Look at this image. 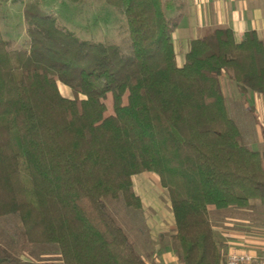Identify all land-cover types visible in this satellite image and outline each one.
Segmentation results:
<instances>
[{
  "label": "trees",
  "instance_id": "trees-1",
  "mask_svg": "<svg viewBox=\"0 0 264 264\" xmlns=\"http://www.w3.org/2000/svg\"><path fill=\"white\" fill-rule=\"evenodd\" d=\"M105 1L124 15L127 55L78 38L35 1L23 5L27 47L9 48L0 30V216L16 214L25 240L51 244L61 264H150L102 198L139 209L132 176L152 171L179 261L220 264L208 206L264 203V158L243 140L221 82L264 95V40L205 27L178 66L170 0ZM0 264L36 263L0 243Z\"/></svg>",
  "mask_w": 264,
  "mask_h": 264
},
{
  "label": "rangeland",
  "instance_id": "rangeland-1",
  "mask_svg": "<svg viewBox=\"0 0 264 264\" xmlns=\"http://www.w3.org/2000/svg\"><path fill=\"white\" fill-rule=\"evenodd\" d=\"M27 1H35L45 12L56 19L57 24L71 32L78 38L91 42L115 43L122 54L130 53V44L126 22L122 12L114 5L105 0H0V30L9 48H25L28 45L26 24L23 17V5ZM58 88L62 94L71 96L67 86L58 82ZM225 100L230 109V115L236 121L242 138L249 143L250 115L241 113L235 102V93L224 86ZM3 117H0V121ZM11 139L17 145V135L11 130ZM157 176V175H156ZM22 178L26 184L28 177L22 172ZM147 183L148 190L143 191V183ZM133 188L135 193H140L145 203L139 209L125 204L121 196H104L102 199L118 224L122 227L128 238L138 251V243L143 244L144 250L152 253L159 248L173 250L175 260L177 248L171 239L173 229L172 222L163 219V225L167 229L156 235L155 244L150 237V225L152 219L160 220L161 212L169 213L171 209L166 189H161L158 182H154L144 174L133 175ZM159 200V207L152 204V199ZM259 203V204H257ZM256 202L249 208L229 207L216 210L209 205V218L214 228V236L218 244L221 258L227 253L226 250L251 248L250 237L257 235L264 238V218L259 217V210L264 209V203ZM249 209V210H246ZM251 209V210H250ZM247 216L251 223L240 221V217ZM155 229V225H152ZM145 239V242L142 241ZM0 243L13 254L36 264H61L58 252L49 243H29L25 240L20 221L16 214L8 213L0 216ZM154 245V246H153ZM233 249V250H234ZM150 264H170L168 262L150 261Z\"/></svg>",
  "mask_w": 264,
  "mask_h": 264
},
{
  "label": "crops",
  "instance_id": "crops-1",
  "mask_svg": "<svg viewBox=\"0 0 264 264\" xmlns=\"http://www.w3.org/2000/svg\"><path fill=\"white\" fill-rule=\"evenodd\" d=\"M171 6L166 10V14L176 22L172 32L171 41L174 50L175 63L180 66L184 62L185 53L188 49L191 39L199 36L205 27H228L233 32V37L236 41L241 40L244 32L249 29L255 30L258 37L264 40V0H170ZM222 89L226 86L230 91L235 93V102L239 107L241 113L250 115L249 133L247 136L251 139L248 143L253 149L258 150L264 158V95L245 91L241 92L237 85L228 78H222ZM225 94V93H224ZM139 174V173H137ZM140 174L147 175L155 184L159 183L157 174L152 171H142ZM135 175V174H134ZM148 182L143 183V191L148 190ZM133 187V176H132ZM161 189H164L160 185ZM134 190V188H133ZM135 192V190H134ZM141 201V206L145 203L142 197L136 193ZM169 201V200H168ZM258 200L250 202L249 207L256 205ZM262 203V202H261ZM260 203V204H261ZM152 204L159 207V200L152 199ZM259 204V203H257ZM170 208V205H168ZM211 206V205H210ZM213 207V206H212ZM209 208V206H208ZM245 209V208H244ZM249 210V209H246ZM251 210V209H250ZM259 210V217L264 218V209ZM172 222L171 229H175L172 212L163 213L159 217L160 220L152 219L147 222L150 227L149 239L152 244H155V237L167 229L163 225V219ZM240 221L244 223H251L247 216L240 217ZM155 225V229L153 226ZM264 225V224H263ZM214 229V228H213ZM264 229V228H263ZM174 233V231H173ZM145 242V239L142 240ZM249 247L237 250H248L254 253H264V238L254 235L250 237ZM144 244V243H143ZM143 244L138 243V252L147 261L168 262L175 260L173 250L159 248L152 253V246L150 251H145ZM154 246V245H153ZM234 249V248H233ZM229 248L227 252L232 251ZM235 250V249H234Z\"/></svg>",
  "mask_w": 264,
  "mask_h": 264
},
{
  "label": "built area",
  "instance_id": "built-area-1",
  "mask_svg": "<svg viewBox=\"0 0 264 264\" xmlns=\"http://www.w3.org/2000/svg\"><path fill=\"white\" fill-rule=\"evenodd\" d=\"M170 264L182 263L173 262ZM220 264H264V253L258 254L248 250H232L223 256Z\"/></svg>",
  "mask_w": 264,
  "mask_h": 264
}]
</instances>
